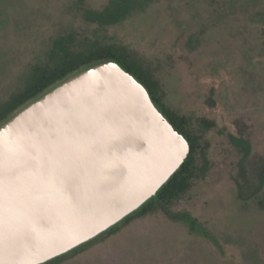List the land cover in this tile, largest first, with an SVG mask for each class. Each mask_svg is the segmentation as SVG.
Wrapping results in <instances>:
<instances>
[{
  "label": "rangeland",
  "instance_id": "obj_1",
  "mask_svg": "<svg viewBox=\"0 0 264 264\" xmlns=\"http://www.w3.org/2000/svg\"><path fill=\"white\" fill-rule=\"evenodd\" d=\"M101 49L186 120L192 176L53 264H264V0H0V117L63 53Z\"/></svg>",
  "mask_w": 264,
  "mask_h": 264
},
{
  "label": "water",
  "instance_id": "obj_2",
  "mask_svg": "<svg viewBox=\"0 0 264 264\" xmlns=\"http://www.w3.org/2000/svg\"><path fill=\"white\" fill-rule=\"evenodd\" d=\"M189 150L117 63L69 73L0 122V264H45L93 240Z\"/></svg>",
  "mask_w": 264,
  "mask_h": 264
},
{
  "label": "trees",
  "instance_id": "obj_3",
  "mask_svg": "<svg viewBox=\"0 0 264 264\" xmlns=\"http://www.w3.org/2000/svg\"><path fill=\"white\" fill-rule=\"evenodd\" d=\"M116 20V18L114 19ZM113 61L120 65L126 72L131 74L137 81H139L147 90L150 95V98L154 105L158 108V110L164 115V117L169 121V123L177 130L181 135L189 143V154L183 164L179 167V169L169 178V180L158 190L156 195L149 199L144 205H142L137 211L133 212L125 219H123L119 224H125L132 220L134 217H138L140 215L146 214L148 212L153 211L156 207L161 210L167 211V205L173 199H176L178 196L182 195L187 188L189 187V180L192 176V167L194 165V154L196 150V138L190 136L185 131V124L187 123L184 119H179L177 116L170 115L158 104V100L153 93L152 87L148 84V82L144 79H141L135 71L129 66L126 60L119 58L117 55L113 54L110 50H100L91 52L90 50H86L83 53H71L70 51L63 53L62 56L58 58L56 64L45 72L36 74L33 79L31 86L28 90H26L23 94H21L16 100L13 101L12 105L8 112H5L0 117V122L8 117L14 110L19 108L21 105L29 101L30 99L36 97L50 85L54 84L56 81L62 79L69 73L81 69L88 68L103 62ZM185 218V217H184ZM181 217V219H184ZM191 225H194L195 222L190 220L188 217L185 218ZM116 224L111 227L107 231L103 232L101 235L97 236L93 240L85 243L75 250L71 251L68 254L62 255L56 259H53L45 264H53L58 262L59 260L66 259L67 257L73 256L78 252L84 250L88 246L96 243L100 239L104 237L110 236L118 229L120 226Z\"/></svg>",
  "mask_w": 264,
  "mask_h": 264
}]
</instances>
